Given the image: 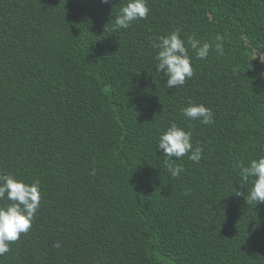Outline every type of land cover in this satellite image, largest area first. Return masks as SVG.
Here are the masks:
<instances>
[{
	"label": "trees",
	"instance_id": "1",
	"mask_svg": "<svg viewBox=\"0 0 264 264\" xmlns=\"http://www.w3.org/2000/svg\"><path fill=\"white\" fill-rule=\"evenodd\" d=\"M126 3L0 0V174L41 185L0 264H264V203L239 177L264 156V0H147L113 31ZM175 29L213 48L169 89L153 44ZM173 122L203 148L176 178L156 145Z\"/></svg>",
	"mask_w": 264,
	"mask_h": 264
},
{
	"label": "clouds",
	"instance_id": "2",
	"mask_svg": "<svg viewBox=\"0 0 264 264\" xmlns=\"http://www.w3.org/2000/svg\"><path fill=\"white\" fill-rule=\"evenodd\" d=\"M101 3L108 4L110 0H101ZM149 11L147 0H127L115 17L113 31L128 29L134 21L146 19ZM157 39L159 42L153 44V47L158 49L155 57L158 61L156 71L167 77L166 85L169 89L182 87L192 78L194 69L190 50L195 53L196 58L206 59L213 48L212 43L202 42L194 35L185 40L180 35V29H175ZM214 47L217 53L224 54V37L219 33L215 37ZM259 57L264 62V58ZM236 70V68L233 69V71ZM182 113L187 119L199 121L204 125H210L215 120L211 108L191 101L182 109ZM191 140L192 132L186 131L174 122L159 136L156 145L163 152V156L167 157L164 166L171 177L176 178L184 171L183 165L176 164L175 160L187 155L189 160L195 163L200 162L203 148L201 146L194 148ZM239 169L241 185L252 178V188L245 197L247 204L264 203V156L251 159L247 166L240 163ZM90 174L95 175L96 169L93 168ZM40 189L39 180L29 183L23 179H17L11 173L0 174V201L10 202L0 205V256L8 253L10 244L19 240L22 234H27L30 230L35 214L40 208ZM235 194L244 195L240 191H236ZM54 247H61L60 242H56Z\"/></svg>",
	"mask_w": 264,
	"mask_h": 264
}]
</instances>
